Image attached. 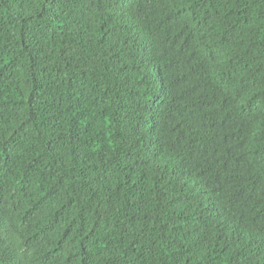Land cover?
Here are the masks:
<instances>
[{
  "label": "trees",
  "instance_id": "1",
  "mask_svg": "<svg viewBox=\"0 0 264 264\" xmlns=\"http://www.w3.org/2000/svg\"><path fill=\"white\" fill-rule=\"evenodd\" d=\"M0 264H264V0H0Z\"/></svg>",
  "mask_w": 264,
  "mask_h": 264
}]
</instances>
